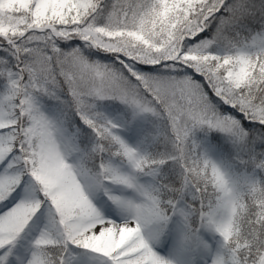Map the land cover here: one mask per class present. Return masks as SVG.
<instances>
[{
    "label": "snow or ice",
    "instance_id": "6c2138e0",
    "mask_svg": "<svg viewBox=\"0 0 264 264\" xmlns=\"http://www.w3.org/2000/svg\"><path fill=\"white\" fill-rule=\"evenodd\" d=\"M0 264H264V0H0Z\"/></svg>",
    "mask_w": 264,
    "mask_h": 264
}]
</instances>
